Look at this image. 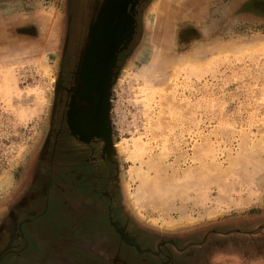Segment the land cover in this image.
I'll use <instances>...</instances> for the list:
<instances>
[{
    "label": "rangeland",
    "instance_id": "obj_1",
    "mask_svg": "<svg viewBox=\"0 0 264 264\" xmlns=\"http://www.w3.org/2000/svg\"><path fill=\"white\" fill-rule=\"evenodd\" d=\"M6 1L24 20L32 12L38 32L0 47V252L14 249L1 264H62L47 256L50 242L37 252L34 232L19 239L4 216L22 206L46 146L65 0ZM109 97L105 154L118 209L157 236L154 250L170 243L162 256L141 254L112 222L101 234L72 229L63 214L65 230L49 237L59 255L68 250L70 264H264V0H140Z\"/></svg>",
    "mask_w": 264,
    "mask_h": 264
},
{
    "label": "flooded vegetation",
    "instance_id": "obj_2",
    "mask_svg": "<svg viewBox=\"0 0 264 264\" xmlns=\"http://www.w3.org/2000/svg\"><path fill=\"white\" fill-rule=\"evenodd\" d=\"M0 2L7 1L0 0ZM76 5L77 0H65V23L68 29L66 40H68L64 49H61L60 89L57 90L56 101L51 113L44 156L38 154L35 157V160H38H34L33 167L37 170L32 174L29 185L26 186L28 194L23 196L24 202L19 209L8 212L4 216V225L9 226L13 223V234L22 240H26L25 235L27 237L30 235L26 230H32L36 237L37 252H39L38 249L43 244L46 245L49 241L57 242L56 239L50 240L49 238L57 236L54 233V227L61 231L65 230L66 222L62 218L63 214L70 217L72 229L80 226L88 227L84 230L92 231L93 226L98 225L102 230L101 234L105 231L104 227L107 228L105 225L109 226V223L115 222V225L121 227V233L127 240L144 250L141 254L147 252L153 257L162 256L161 254L165 253L162 251V245L165 246L170 242L156 241L154 250V239L157 236L152 234L154 237L150 239L151 233L141 231L142 236H146L145 239H141V232H137V224L131 218L125 217V214L118 209L114 191V173H112L115 162L106 158L105 145L92 141L89 144L80 143L78 147H75L65 133L62 105L66 92L65 87L69 83L68 66L70 65V62L68 63L70 59L66 55L71 50L70 36L74 28ZM71 112H73V103ZM70 123L72 127L75 126L73 122L70 121ZM75 129L77 130L76 126ZM22 208L25 210V215L27 214L26 217L22 216ZM15 213H19L20 217ZM109 217L110 220H108ZM39 235L48 241H40ZM13 251V246L9 245L0 252V264ZM32 252H35V249ZM82 258H84L83 255ZM142 263L146 264V262ZM156 263L161 264V262ZM162 263L164 264L163 260Z\"/></svg>",
    "mask_w": 264,
    "mask_h": 264
},
{
    "label": "water",
    "instance_id": "obj_3",
    "mask_svg": "<svg viewBox=\"0 0 264 264\" xmlns=\"http://www.w3.org/2000/svg\"><path fill=\"white\" fill-rule=\"evenodd\" d=\"M139 2L140 0H79L74 22L69 83L65 87L62 112L65 133L75 147L92 141L105 145L111 138L110 88L118 55L134 35ZM55 83L57 87L60 86V83ZM75 97L83 102V106L88 105L84 110L85 115L91 117L92 114L98 119V130L97 127H90L86 140L82 138L84 135L73 129L69 120L70 106ZM93 108L96 110L95 114ZM112 224L115 226V222ZM116 230L124 243L133 246L138 252L143 251L122 235L120 227H116Z\"/></svg>",
    "mask_w": 264,
    "mask_h": 264
},
{
    "label": "crops",
    "instance_id": "obj_4",
    "mask_svg": "<svg viewBox=\"0 0 264 264\" xmlns=\"http://www.w3.org/2000/svg\"><path fill=\"white\" fill-rule=\"evenodd\" d=\"M7 6L8 4L6 2H0V47L2 46V44L4 45V47H7V45L11 47L12 46L18 47V45L22 46V40L24 39V37L30 36V39L33 40V32L37 31V29L35 28L36 25L30 23L29 20L32 19V17H34V14L32 12L29 13L27 15V19L24 20V15H22V13L16 11L8 12V9L6 10ZM38 238L40 241H46L45 238H42L40 235ZM49 242H50L49 244L50 246L47 245ZM49 242L47 244L45 243L47 247H44L45 245L42 243L44 249H49L50 247H52V249L54 248L55 249L54 250L51 249L50 254L47 253L48 254L47 256L52 254L56 257L58 255L56 257L57 259H54L55 261H58V258H63L60 259L59 262H61L62 264H70L71 260L68 257L69 256L67 252L68 250L63 249L65 254L60 256L59 255L60 246L57 245L53 246L51 244L52 241Z\"/></svg>",
    "mask_w": 264,
    "mask_h": 264
},
{
    "label": "bare ground",
    "instance_id": "obj_5",
    "mask_svg": "<svg viewBox=\"0 0 264 264\" xmlns=\"http://www.w3.org/2000/svg\"><path fill=\"white\" fill-rule=\"evenodd\" d=\"M72 103H73V112H71L72 109ZM70 106V111H69V120L71 122H73L77 128V130L75 129V131H78L79 133H81L82 138L83 139H88L85 138L86 135L88 137V133L91 130L90 127H97L96 129L98 130V126H97V122L98 119L91 114V117H88L87 115H85L84 110L87 109L88 105L84 104L83 106V102L80 101V99L78 97H75V99H73ZM95 108H93V113L95 114ZM75 126L73 127V129L75 128ZM97 130L95 132H97ZM99 131L102 132V129H100ZM112 143V139L109 137V141L107 143H105V149L110 146V144ZM141 191V186L139 187V192Z\"/></svg>",
    "mask_w": 264,
    "mask_h": 264
}]
</instances>
